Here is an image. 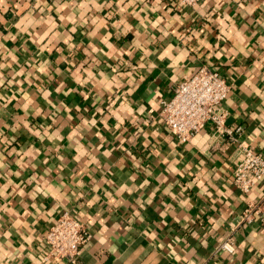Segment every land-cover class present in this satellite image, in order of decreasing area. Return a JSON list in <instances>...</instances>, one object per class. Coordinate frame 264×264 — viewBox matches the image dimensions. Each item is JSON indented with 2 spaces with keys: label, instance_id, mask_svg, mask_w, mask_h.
Listing matches in <instances>:
<instances>
[{
  "label": "crops",
  "instance_id": "crops-1",
  "mask_svg": "<svg viewBox=\"0 0 264 264\" xmlns=\"http://www.w3.org/2000/svg\"><path fill=\"white\" fill-rule=\"evenodd\" d=\"M202 64L264 154V0H0V264H70L44 245L64 208L91 233L79 264H263L236 144L210 123L180 143L159 116Z\"/></svg>",
  "mask_w": 264,
  "mask_h": 264
},
{
  "label": "built area",
  "instance_id": "built-area-1",
  "mask_svg": "<svg viewBox=\"0 0 264 264\" xmlns=\"http://www.w3.org/2000/svg\"><path fill=\"white\" fill-rule=\"evenodd\" d=\"M174 1L182 6H193L200 0ZM230 88V83L217 69L202 64L175 85L173 96L169 100L160 101L159 116L164 126L180 143L190 141L206 123H210L215 138L228 137L236 144L233 185L241 193L248 194L262 182L260 195L256 199L245 201L239 220L240 223L257 221L261 230H264V154L238 141L234 134L239 133L241 127L232 130L226 126L227 113L222 104ZM217 145L215 142L214 146ZM90 236L88 227L70 209L64 208L44 235L47 257L79 264L82 246ZM235 249V242L229 235L218 243L214 253L225 251L232 254Z\"/></svg>",
  "mask_w": 264,
  "mask_h": 264
}]
</instances>
